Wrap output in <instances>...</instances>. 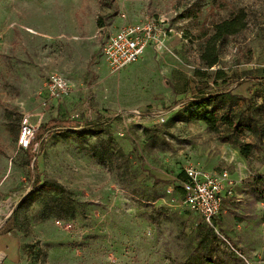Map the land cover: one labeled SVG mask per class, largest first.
<instances>
[{
	"label": "rangeland",
	"instance_id": "374dc122",
	"mask_svg": "<svg viewBox=\"0 0 264 264\" xmlns=\"http://www.w3.org/2000/svg\"><path fill=\"white\" fill-rule=\"evenodd\" d=\"M240 10L247 28L218 44L208 68L207 38ZM121 12L159 20L165 35L116 77L102 49ZM51 74L68 80L69 96L41 94ZM209 95L236 124L264 126V0H0V241L18 240L25 264H247L240 254L264 264V135L192 119V103ZM52 119L81 127L53 129L30 162L22 127L35 137ZM246 143L256 145L249 159ZM190 165L236 181L217 220L225 239L183 204L174 180ZM51 197L62 206L45 211Z\"/></svg>",
	"mask_w": 264,
	"mask_h": 264
},
{
	"label": "built area",
	"instance_id": "2783aa9c",
	"mask_svg": "<svg viewBox=\"0 0 264 264\" xmlns=\"http://www.w3.org/2000/svg\"><path fill=\"white\" fill-rule=\"evenodd\" d=\"M120 24L108 36L102 49V57L112 76L120 75L130 66L139 62L148 49L159 48L164 41L163 28L157 19L142 18L130 22L127 14H119ZM71 87L66 78L58 74L49 75L44 82L41 94H46L50 100L59 101L69 96ZM170 110L153 114L154 126L168 122ZM128 133V129L124 134ZM24 137L23 149H28L34 132L27 126L22 127ZM185 178L176 177L175 184L182 192L183 204L198 214L206 226L213 229L216 235L225 239L217 225V220L223 213L224 200L233 194L236 181L227 170L207 171L199 165H190L183 171ZM170 191V189H169ZM56 226L63 230H71L72 224L55 219ZM240 256L247 264H251L244 255Z\"/></svg>",
	"mask_w": 264,
	"mask_h": 264
},
{
	"label": "trees",
	"instance_id": "16d2710c",
	"mask_svg": "<svg viewBox=\"0 0 264 264\" xmlns=\"http://www.w3.org/2000/svg\"><path fill=\"white\" fill-rule=\"evenodd\" d=\"M101 25V24H100ZM247 13L244 10H240L234 18L224 20L220 23H217L211 35L207 38L204 51L202 55V60L204 61L205 65L208 68H212L216 66L219 63V50H218V44L225 41L228 37L236 36L243 30L247 28ZM217 74H220L218 71ZM220 95H209L207 98L202 100H195L192 103V107L195 108V110L190 112V117L194 120H200L204 121L208 129L211 132H218L219 123H223L228 129H232L235 132H239L243 130V128H246L251 133L257 135L259 138H262L264 135V126L259 125L258 123H246V124H236L233 118L229 115L228 111L223 112L222 114L219 113L220 109L214 104L217 103L219 100ZM208 103H211L212 106L208 108ZM81 127V124L74 120H56L52 119L47 124L41 126L36 132L34 140L30 143L27 153L29 161L32 162L36 155L35 153H31L33 144L38 141V143L41 142V146L44 145L45 140H43V137L45 135L52 134V130L56 128H60L61 130L58 131V134H66L69 129L77 130ZM80 134L88 133L89 131L86 129H80L79 131H76ZM92 132L94 133H100L101 130L95 129ZM147 132V131H146ZM146 140L154 147H160L164 148L165 145H167L166 140L164 139H158V137H155L151 139V137L145 133ZM150 140V141H149ZM256 148V145L253 143H246L241 147V155L245 159H249L252 154V150ZM37 162V161H36ZM181 178H185L183 175H179ZM260 182L262 183V188L259 189V195L260 198L264 200V178H261ZM44 189L45 187H38L37 185L34 187L35 191H40L41 189ZM32 199L33 197L29 196L25 198L17 207V209L14 212V217L17 216L18 212L21 210V208L24 206V204L27 202V200ZM156 200V197L154 198ZM51 205L49 206L48 203H45V211L49 210L52 212V208L55 206L57 208L61 207V200L58 198H50Z\"/></svg>",
	"mask_w": 264,
	"mask_h": 264
},
{
	"label": "crops",
	"instance_id": "0c3cea01",
	"mask_svg": "<svg viewBox=\"0 0 264 264\" xmlns=\"http://www.w3.org/2000/svg\"><path fill=\"white\" fill-rule=\"evenodd\" d=\"M10 236H4L0 241V255H4L2 264H25L20 258L19 241Z\"/></svg>",
	"mask_w": 264,
	"mask_h": 264
},
{
	"label": "bare ground",
	"instance_id": "6f19581e",
	"mask_svg": "<svg viewBox=\"0 0 264 264\" xmlns=\"http://www.w3.org/2000/svg\"><path fill=\"white\" fill-rule=\"evenodd\" d=\"M1 225H2V224H0V227H1ZM2 259H3V256L0 255V262L2 261Z\"/></svg>",
	"mask_w": 264,
	"mask_h": 264
},
{
	"label": "water",
	"instance_id": "95a60500",
	"mask_svg": "<svg viewBox=\"0 0 264 264\" xmlns=\"http://www.w3.org/2000/svg\"><path fill=\"white\" fill-rule=\"evenodd\" d=\"M21 202H22V201H21ZM21 202H20V203H21ZM20 203H19V204H20Z\"/></svg>",
	"mask_w": 264,
	"mask_h": 264
}]
</instances>
